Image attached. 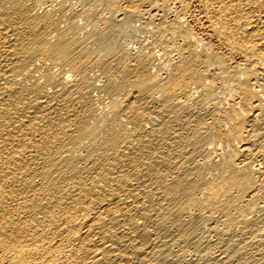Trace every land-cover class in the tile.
Returning a JSON list of instances; mask_svg holds the SVG:
<instances>
[{
    "label": "bare ground",
    "instance_id": "obj_1",
    "mask_svg": "<svg viewBox=\"0 0 264 264\" xmlns=\"http://www.w3.org/2000/svg\"><path fill=\"white\" fill-rule=\"evenodd\" d=\"M0 264H264V0H0Z\"/></svg>",
    "mask_w": 264,
    "mask_h": 264
},
{
    "label": "rangeland",
    "instance_id": "obj_2",
    "mask_svg": "<svg viewBox=\"0 0 264 264\" xmlns=\"http://www.w3.org/2000/svg\"><path fill=\"white\" fill-rule=\"evenodd\" d=\"M209 38H210V41L212 42V44H215V45H218L219 46V42H218V40L214 36H211V37L209 36ZM218 48H220L221 50H224V52H227V49L225 47L221 46V45ZM237 58H235V59H237Z\"/></svg>",
    "mask_w": 264,
    "mask_h": 264
}]
</instances>
